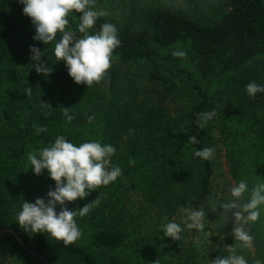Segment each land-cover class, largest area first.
<instances>
[{
  "label": "trees",
  "instance_id": "obj_1",
  "mask_svg": "<svg viewBox=\"0 0 264 264\" xmlns=\"http://www.w3.org/2000/svg\"><path fill=\"white\" fill-rule=\"evenodd\" d=\"M105 1L96 0V9ZM186 6L183 11L154 3L123 21L98 18L89 34L98 33L103 23L114 24L120 44L112 59L120 64L111 63L105 79L88 88L75 83L66 64L55 58V41L45 45L34 39L35 26L24 15V5L19 0H0V209L4 203L19 208L24 200H47L55 181L46 169L36 175L26 153H39L57 136L75 145L95 140L114 146L112 165L122 169L115 182L76 201L82 209L100 195L99 204L87 214L91 250L54 242L45 233L27 236L0 210V230H13L25 243L26 248L13 234L2 235L24 264H146L110 257L126 242L120 225L123 200L117 188L126 179L132 190L168 214L190 204L197 209L210 195L215 170L212 159L198 158L195 151L208 147L215 126L222 130L248 126L251 135L241 138L240 152L234 155L235 175L239 182H247L249 190L264 182V116L258 115L264 110V93L250 97L246 92L250 82L264 86V0H186ZM80 15L69 14L68 30L82 36L77 28ZM32 47L43 52L41 59L53 69L50 75L34 69ZM177 47L187 53L185 58L172 56ZM162 61L170 63L171 72L185 75L195 94L188 111L170 120L164 106L141 100L140 91L120 66ZM21 68L30 73L28 82ZM216 86L226 93V106L219 112L209 93ZM28 88L30 96L25 94ZM62 108L71 109L75 118L70 124ZM213 110L216 116L200 129L197 114ZM90 116L95 117L91 124ZM37 127L47 132L38 135ZM191 136L199 143H188ZM244 145L249 147L245 153ZM130 159L135 163L130 165ZM247 227L264 264V206L259 220ZM3 252L6 256V249ZM96 252L105 255L102 262L96 260Z\"/></svg>",
  "mask_w": 264,
  "mask_h": 264
},
{
  "label": "clouds",
  "instance_id": "obj_2",
  "mask_svg": "<svg viewBox=\"0 0 264 264\" xmlns=\"http://www.w3.org/2000/svg\"><path fill=\"white\" fill-rule=\"evenodd\" d=\"M19 2L24 5V15L30 17L35 26L34 39L45 45L55 41L54 56L66 64L75 83L85 84L90 88L94 83L99 84L105 79L111 68L112 54L119 46L120 40L117 35L118 29L112 23H103L98 33L89 34L98 18L109 15L103 9H96V0H19ZM70 13L81 14L77 25L78 32L82 34L80 38H76L74 32L68 30ZM30 51L32 61L37 62L34 68L36 72L44 76L50 75L53 69L41 59L43 52L36 47H32ZM186 55L187 53L179 48L172 52L175 58L182 59ZM246 92L250 97H255L257 93H264V86L250 82L246 86ZM25 94L30 96L31 88H28ZM61 110L70 124L75 118L70 114L71 109ZM215 116L214 110L200 112L197 114L196 123L203 129ZM94 119V116H90L88 122L91 124ZM36 131L39 135L47 132V129L37 127ZM129 134H132L131 130ZM188 143L197 144L199 141L196 136H191ZM115 153L116 148L110 144L93 140L75 145L64 136H57L54 142L43 147L39 153H26L31 170L39 176L46 169L50 178L55 181L56 187L49 190L47 200L37 198L35 203L24 200L22 210L17 214L19 226L36 234L46 232L52 238L62 241L65 246L75 243L82 234L76 218L86 216L98 205L100 195L95 201L76 211L69 210L66 204L84 199L94 189L108 186L122 175V169L112 165L111 158ZM214 153V148L204 147L202 150H196L195 156L207 161L214 157ZM134 163V160H129L130 165ZM230 192L233 199L219 207L224 210V214L230 212L234 218L232 235L236 243L227 247L229 255L217 257L211 264H247L244 256L238 255L236 249L252 248L253 237L244 225L258 221L261 206H264V182L256 183L249 190L247 182L241 180L230 189ZM246 193H249L248 198L240 202ZM57 205L61 206L59 213L56 211ZM182 211L185 213L183 220L187 229L204 231V209ZM164 221L161 224L163 234L167 238L179 241L181 226L174 221L167 222V217ZM155 264H159V260ZM254 264L262 262L257 259Z\"/></svg>",
  "mask_w": 264,
  "mask_h": 264
},
{
  "label": "rangeland",
  "instance_id": "obj_3",
  "mask_svg": "<svg viewBox=\"0 0 264 264\" xmlns=\"http://www.w3.org/2000/svg\"><path fill=\"white\" fill-rule=\"evenodd\" d=\"M213 1L216 2L217 0ZM154 3L168 4L174 9L183 11L187 8L186 0H106L100 6V9L109 13L107 15L108 18L115 21H123L132 13L152 7ZM75 37L80 38L81 36L75 34ZM177 48L181 49L180 47ZM111 63L120 64L115 58L111 60ZM120 66L140 91L141 100L150 105L161 104L164 106L168 111V120L185 114L190 108L195 96L192 83L185 75L171 72L168 61H162L156 65L141 62ZM183 66L190 69L186 63ZM20 72L25 75V80L28 82L30 73L28 74L22 68ZM194 77L200 80L196 74H194ZM209 93L215 110L219 112L226 106L225 90L220 86H216L210 88ZM258 115L263 117L264 110ZM242 131H244L245 135H241ZM250 132L247 125H239L234 130H222L220 127L215 126L208 145V147L215 149L214 157L212 158L215 172L210 195L206 201L198 205L197 209L195 205L190 204L187 207L180 208L175 213L168 214L161 205L150 202L139 191L132 190L129 182L123 179L122 184L117 188V193L123 200L124 212L122 216L124 220H122L120 225L125 234L126 242L119 251L110 255V257H118L125 262L139 261L146 264H155L157 260H159V263L163 261L178 264H211V261L217 257L229 255L227 247L234 246L236 243L235 237L232 235L235 222L231 213L226 212L224 214V210L219 206L233 199L230 189L239 183L235 175L234 155L240 152L241 141H243L241 138H249ZM248 149L249 147L244 145L242 152L245 153ZM243 201L242 198L240 202ZM66 207L71 211L81 209L76 201L67 203ZM182 209H204V231L187 229L184 225L183 218L185 213ZM0 210L9 219L15 220V226L22 229L27 236L33 234V232L26 231L18 226L17 214L22 210V206L17 208L9 203H4ZM60 210L61 206L57 205V213ZM165 217H167V222L174 221L181 226L182 232L180 233L179 241L167 238L163 234L161 224L165 222ZM76 223L82 234L71 245L91 250L92 248L89 244L91 230L87 215L82 218L77 217ZM244 227L249 232L247 225H244ZM44 233L52 241H59L52 238L48 233ZM5 249L7 252L6 256L3 252ZM236 252L238 255L244 256L247 264H254L259 259L254 241L252 248L238 247ZM94 256L100 262L105 259V255L102 252H96ZM0 264H24L14 254L4 236H0Z\"/></svg>",
  "mask_w": 264,
  "mask_h": 264
},
{
  "label": "water",
  "instance_id": "obj_4",
  "mask_svg": "<svg viewBox=\"0 0 264 264\" xmlns=\"http://www.w3.org/2000/svg\"><path fill=\"white\" fill-rule=\"evenodd\" d=\"M8 233L13 234V236H15V238L18 240V242H19L23 247L26 248L23 239H21V238L17 235L16 232H14L13 230H9V229L0 230V236L5 235V234H8ZM33 255H34L35 257H37V258L42 259L43 261H45V260H44L41 256H39L38 254L33 253ZM46 264H49V263L46 262Z\"/></svg>",
  "mask_w": 264,
  "mask_h": 264
}]
</instances>
